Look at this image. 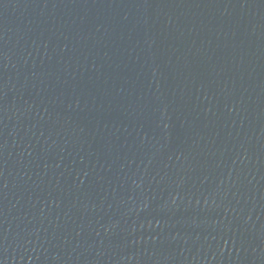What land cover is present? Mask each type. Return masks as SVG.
Wrapping results in <instances>:
<instances>
[{
	"label": "water",
	"instance_id": "water-1",
	"mask_svg": "<svg viewBox=\"0 0 264 264\" xmlns=\"http://www.w3.org/2000/svg\"><path fill=\"white\" fill-rule=\"evenodd\" d=\"M0 264H264V0H0Z\"/></svg>",
	"mask_w": 264,
	"mask_h": 264
}]
</instances>
